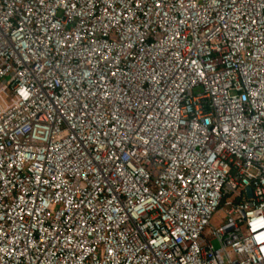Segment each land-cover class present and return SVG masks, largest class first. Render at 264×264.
<instances>
[{"label":"built area","instance_id":"1","mask_svg":"<svg viewBox=\"0 0 264 264\" xmlns=\"http://www.w3.org/2000/svg\"><path fill=\"white\" fill-rule=\"evenodd\" d=\"M0 264H264V0H0Z\"/></svg>","mask_w":264,"mask_h":264},{"label":"rangeland","instance_id":"2","mask_svg":"<svg viewBox=\"0 0 264 264\" xmlns=\"http://www.w3.org/2000/svg\"><path fill=\"white\" fill-rule=\"evenodd\" d=\"M221 216H222V212L218 213L212 220L213 224H218L220 222V219H221ZM215 245L216 247L219 246V244L215 241Z\"/></svg>","mask_w":264,"mask_h":264},{"label":"water","instance_id":"3","mask_svg":"<svg viewBox=\"0 0 264 264\" xmlns=\"http://www.w3.org/2000/svg\"><path fill=\"white\" fill-rule=\"evenodd\" d=\"M248 193L250 196H252V189L250 187L248 188Z\"/></svg>","mask_w":264,"mask_h":264}]
</instances>
